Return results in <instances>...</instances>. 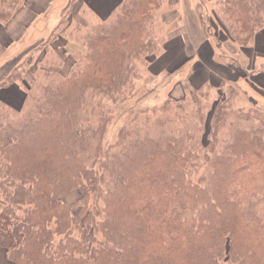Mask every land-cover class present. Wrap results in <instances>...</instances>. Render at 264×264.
<instances>
[{"label":"trees","instance_id":"16d2710c","mask_svg":"<svg viewBox=\"0 0 264 264\" xmlns=\"http://www.w3.org/2000/svg\"><path fill=\"white\" fill-rule=\"evenodd\" d=\"M17 3L0 0V21ZM160 3L123 0L87 29L83 64L40 93L25 89L23 73L1 86L24 87L19 107L0 99V247L12 264H264V120L254 112L235 113L223 145L229 109L219 101L203 123L208 146L193 124L179 129L171 118L123 126L104 142V100L126 99L136 60L153 48L148 27ZM220 5L241 23L235 36L229 28L233 40L252 45L264 0Z\"/></svg>","mask_w":264,"mask_h":264},{"label":"rangeland","instance_id":"374dc122","mask_svg":"<svg viewBox=\"0 0 264 264\" xmlns=\"http://www.w3.org/2000/svg\"><path fill=\"white\" fill-rule=\"evenodd\" d=\"M69 1L66 15L60 21L64 31L61 32V28L47 31L42 23L35 31H25L27 35L17 41L5 38L4 51L0 52V88L8 75L23 73V76L28 74L25 89L28 86L32 93H40V86L48 83L50 77L64 80L83 64L86 52L83 41L87 29L110 15L100 19L98 15L92 16L93 12H80L82 4H78L79 0ZM21 2L18 0L14 5L12 17L0 23L12 20ZM61 2L59 0L58 5ZM98 7L101 12L104 10L102 4L98 3ZM236 25L241 23L225 15L220 0H161L148 27L153 48L136 60L135 75L132 76L135 78L120 97L126 96V99L116 103L104 100L105 111L112 117L104 142L108 145L115 143L123 126L143 127L158 124L156 121L161 118H171L179 129L184 123L193 124L201 143L208 146L212 137L203 123L207 122L218 101L219 109L223 106L229 109L226 122L218 128L219 145L225 143L230 129L234 131L238 121L236 112L252 111L264 120V96L253 89L248 93L246 84H231L232 79L244 75L236 61L240 45L230 34L235 36ZM29 34L32 39L26 41ZM12 41L15 42L11 44ZM22 84L20 81L13 84L15 91L23 90ZM200 163L199 168L192 170L197 173L196 177L206 169L203 161ZM77 197L78 194L73 192L63 200L72 202ZM3 204L4 195L0 188V211ZM0 250L3 258L0 264H6L4 259L11 264L6 249L0 247Z\"/></svg>","mask_w":264,"mask_h":264},{"label":"crops","instance_id":"0c3cea01","mask_svg":"<svg viewBox=\"0 0 264 264\" xmlns=\"http://www.w3.org/2000/svg\"><path fill=\"white\" fill-rule=\"evenodd\" d=\"M58 1L22 0V4L15 12L12 20L6 24L0 23V52L4 51L5 38L17 41L18 38L21 39L27 35V33L24 34L25 31H35V28L42 23H44L43 28H46L47 31L56 28L64 15H66V8L70 5L69 0H62L60 5H58ZM98 3L102 4L104 8L102 12L99 10ZM121 3L122 0H82V3L79 0L78 2V4H82L79 9L80 12H93L92 16L98 15L100 19L110 15ZM30 39L32 37L29 34L25 40L29 41ZM15 41H12L11 44ZM244 49H249L252 53L250 54ZM243 53L246 55L244 56ZM236 58L237 64L244 72V75L232 79L233 82L231 84L243 86L246 84L248 93L253 89L254 92L264 96V27L256 33L252 45L247 48L239 47ZM209 59H212V56ZM15 88V85L0 88V99L14 107H19L23 101V90L15 91ZM1 254L2 251L0 250V260L3 259ZM5 262L10 264L6 259H4Z\"/></svg>","mask_w":264,"mask_h":264}]
</instances>
